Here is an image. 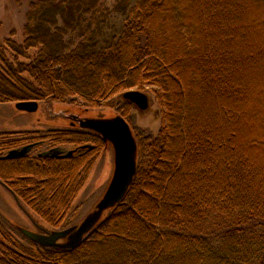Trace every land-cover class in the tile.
Instances as JSON below:
<instances>
[{
  "label": "trees",
  "instance_id": "16d2710c",
  "mask_svg": "<svg viewBox=\"0 0 264 264\" xmlns=\"http://www.w3.org/2000/svg\"><path fill=\"white\" fill-rule=\"evenodd\" d=\"M104 2L32 0L23 41H0V102L85 99L100 106L112 94L150 87L162 126L156 135L136 136L132 184L79 243L26 245L4 235L0 264H264V175L256 173L242 145L248 94L239 96L245 90L234 79L237 66L255 58H243L244 45L236 38L242 19L233 13L244 5L115 0L110 8ZM164 12L169 37L157 19ZM249 16L264 29V11ZM194 76L196 86L190 85ZM124 101L119 110L127 119L133 103ZM199 106L201 115L194 113ZM17 135L0 136V181L59 227L105 140L92 130ZM46 140L57 150L63 144L79 150L69 157H3Z\"/></svg>",
  "mask_w": 264,
  "mask_h": 264
},
{
  "label": "rangeland",
  "instance_id": "374dc122",
  "mask_svg": "<svg viewBox=\"0 0 264 264\" xmlns=\"http://www.w3.org/2000/svg\"><path fill=\"white\" fill-rule=\"evenodd\" d=\"M31 1L0 0V21L2 23L0 41L8 37H13L20 42L23 41L27 12ZM228 1L229 3H235V0ZM114 2L115 0H105L104 3L112 8ZM236 3L244 5L233 13L235 16H241L240 18L242 19L239 25L243 28V32L241 37H236L237 41L244 45L243 50L245 49V53H243V58L255 57L253 64H248L243 68L237 66L236 70H234L235 83L245 90V97L243 93H239V96L247 98L248 94V102L243 104L245 107V119L243 121L248 132L247 139L242 145L249 152L248 159L253 164L256 173L264 175V29L258 28L257 19H250L249 16L251 13L257 15L259 12L264 11V5L255 0H236ZM168 16L169 14L164 12L159 14L157 18L160 26L163 27L162 30L165 33V37L166 35L170 36L166 31V26L169 23ZM245 18L247 21H245ZM112 20L115 24H118L116 17L113 16ZM239 25L236 27L239 28ZM245 30L250 33L248 37L245 35ZM172 34L174 35V33ZM229 36L231 39L234 38L233 34ZM254 47H257L256 52ZM246 49H253L255 54L254 52L246 53ZM190 85H197V76L190 79ZM136 88L139 89L138 87L131 89ZM141 90L149 95V108L143 111L133 104L129 106V114L126 119L135 138L137 135L142 134L156 135L162 126L161 109L157 98L150 87ZM205 94L206 99L208 97L207 89ZM124 100L119 93L112 94L100 106H96V104L88 105L85 99L55 101L46 98L39 100V107L35 111L20 110L16 107L15 101L0 102V136L3 133H9L10 136L17 137L18 132L31 133L38 131L40 134H45L49 130H92L82 127L81 121L89 118L112 120L122 116L119 108L121 109L126 105ZM194 113L201 115L200 106L194 110ZM241 135H243V129H241ZM104 140L102 151L96 159L89 177L80 189L64 222L59 227L50 225L27 205L20 203L13 193L0 181V241L2 237L10 235L16 241L29 245L32 239L27 236L26 230L42 234H51L54 231L70 227H75L76 230L88 216L94 214L112 182L116 167L114 144L108 139L104 138ZM251 144L254 145L249 146ZM50 146L51 143L48 140L41 142L40 145L32 150L31 154L48 152L51 148ZM74 147V144H63L60 149L67 152ZM135 158L137 162V151ZM110 212L111 208L104 210L92 229L103 221ZM71 235L59 239L58 244L70 242Z\"/></svg>",
  "mask_w": 264,
  "mask_h": 264
},
{
  "label": "water",
  "instance_id": "95a60500",
  "mask_svg": "<svg viewBox=\"0 0 264 264\" xmlns=\"http://www.w3.org/2000/svg\"><path fill=\"white\" fill-rule=\"evenodd\" d=\"M122 97L132 102L143 111L150 106L148 93L141 89H128L123 92ZM15 105L20 110L35 111L39 107V101L19 100L15 102ZM81 126L92 129L100 133L105 139L113 142L116 152L114 177L107 192L98 205V210L94 214L88 216L76 230L75 227H70L54 231L51 234H42L29 230L25 231L29 238L43 246L59 245L61 247H72L79 243L84 235L96 224L103 211L113 207L124 198L136 173L137 162L135 153L137 151V140L125 117L118 116L112 120L89 118L82 120ZM31 146L32 145H27L21 149L10 150L7 156L15 157L24 155L29 151ZM73 153L74 150H71L63 156H70ZM68 235H71L70 242L66 244H58L59 239Z\"/></svg>",
  "mask_w": 264,
  "mask_h": 264
},
{
  "label": "flooded vegetation",
  "instance_id": "af4514ba",
  "mask_svg": "<svg viewBox=\"0 0 264 264\" xmlns=\"http://www.w3.org/2000/svg\"><path fill=\"white\" fill-rule=\"evenodd\" d=\"M27 145H32V146L30 147L29 151L27 153H25L24 155L31 154L32 150L36 146L40 145V141H31V142H28V143L20 146V147H16V148H13V149H21V148H23V147H25ZM81 147H84V146H81ZM13 149H10V150H13ZM71 150H74V153L72 154V155H74L79 150V146H75L74 148L70 149L69 151H71ZM9 151L5 155H3V157H8L7 154L9 153ZM69 151L65 152L62 149H58L57 150L55 148H50V150L48 152H44V153L43 152H38L37 154H38V156L69 157V156H63L64 154H67ZM24 155H21V156H24ZM72 155H70V156H72ZM15 157H20V156H15ZM9 158H13V157H9Z\"/></svg>",
  "mask_w": 264,
  "mask_h": 264
}]
</instances>
